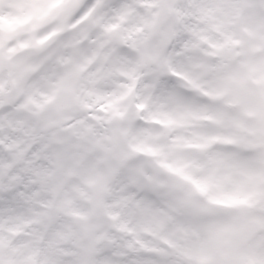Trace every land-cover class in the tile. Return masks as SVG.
<instances>
[{"label": "clouds", "instance_id": "9594fccd", "mask_svg": "<svg viewBox=\"0 0 264 264\" xmlns=\"http://www.w3.org/2000/svg\"><path fill=\"white\" fill-rule=\"evenodd\" d=\"M0 264H264V0H0Z\"/></svg>", "mask_w": 264, "mask_h": 264}]
</instances>
